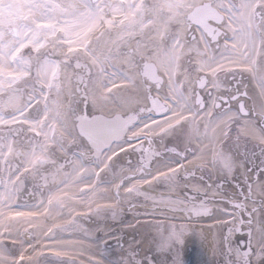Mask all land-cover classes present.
<instances>
[{"label":"snow or ice","instance_id":"snow-or-ice-1","mask_svg":"<svg viewBox=\"0 0 264 264\" xmlns=\"http://www.w3.org/2000/svg\"><path fill=\"white\" fill-rule=\"evenodd\" d=\"M255 117L264 132V0H0V264H103L73 240L110 256L114 226L109 264H182L192 233L251 264L254 229L264 264L234 168Z\"/></svg>","mask_w":264,"mask_h":264},{"label":"bare ground","instance_id":"bare-ground-1","mask_svg":"<svg viewBox=\"0 0 264 264\" xmlns=\"http://www.w3.org/2000/svg\"><path fill=\"white\" fill-rule=\"evenodd\" d=\"M247 82V81H246ZM248 88H249V95L251 97V99H249V108L252 107L253 101L256 102V104L260 103V97L258 96V89L252 84V83H248ZM259 124V117H255L254 119H252L251 121L247 122V127L250 130V135H252V137L257 141H261L262 143H264V140L262 139L264 137V132H261L260 128L258 127ZM234 157H235V164H234V168L236 171V177H238V173L241 172L240 171V166L237 164V161L239 160V156L237 154L234 153ZM121 161H123L125 158L122 156ZM132 159L133 161L136 160V157H134L132 155ZM203 159H207V157H204ZM237 160V161H236ZM166 164V161L164 159L162 160H158L155 165L154 168L151 170L153 173L157 172V171H164V166ZM211 167V166H210ZM250 168H245L246 172L249 171ZM127 169H123L122 172H126ZM256 170H255V174L250 177V179H247L246 177L242 180H238L236 178V181L240 184V186L243 188V195L248 197L247 201V209L249 211H251L253 208H258L260 210V214L264 215V173H260L259 175V179L256 178ZM199 175V174H198ZM250 185V187H249ZM143 188L145 191H153L154 189H151L148 187L147 183L144 182L143 183ZM248 189V191H247ZM250 189V190H249ZM102 191H107L108 195L110 197H112L111 200H104V201H100V203L103 204H111L115 202V197L113 195V190L112 188H108V189H101ZM231 194L236 195L237 197H239V193L237 192L236 189H231L230 190ZM121 195H125L124 190L121 189ZM127 198H135L134 195L132 196H127ZM219 199V197H218ZM151 205L146 203L145 207H150ZM227 206V205H225ZM138 209L142 210V207L139 206L137 207ZM243 215L244 219L247 220V215L243 212H237V215L235 217V219L238 221L240 216ZM125 216H126V220L131 222L132 221V214L130 212H125ZM235 216V215H234ZM256 213L253 212V217L255 218ZM143 218H141L142 220ZM115 227V231L114 232H110L107 236H104L103 233H101L100 235L103 236L104 239H106L108 241V249L111 250L112 255H105V256H101L99 251H97L94 242H90L86 239L83 240H76L74 239L73 242L77 243V244H83L84 247L88 248L91 252H94L96 255L97 259H100L103 261V264H109V262L113 259L118 258L119 256L123 255L124 250L120 248L119 243H118V236L119 233L121 231H123L125 233L124 235V240H125V248L128 246L127 241L130 238V230L123 228L122 226H114ZM195 227L197 228V231H199L201 225L200 224H196ZM245 228H247V225H245ZM144 229H140V233H143ZM252 243H253V247L255 248V260L257 259V253L259 248L262 245V240L260 235L258 234V232L254 229L253 230V234H252ZM137 242H139V235L137 237ZM188 244H193L194 249H195V254H194V258H196V260L200 263V264H210L211 261L215 260V254L216 251L214 249V245L212 244V242L210 241V238H207V233H205V238H202L201 236L192 233L189 234L183 244L182 249L187 248ZM133 246L135 247V243L133 244ZM141 247V255L147 254L146 250L149 247V242H148V238L145 237L143 243H141L140 245ZM25 258L29 257L32 255V253L30 251H26L24 253ZM61 255H63L65 258H72V259H84V257H81L78 255L76 250H70L67 252H63L61 253ZM149 255H151V253H149ZM47 262L48 264H56V261H54L51 257H47ZM235 259V257L233 258ZM41 264H44V261H41ZM85 264H87V261L85 260Z\"/></svg>","mask_w":264,"mask_h":264},{"label":"rangeland","instance_id":"rangeland-1","mask_svg":"<svg viewBox=\"0 0 264 264\" xmlns=\"http://www.w3.org/2000/svg\"><path fill=\"white\" fill-rule=\"evenodd\" d=\"M248 102H249V99L246 101L247 105L249 104ZM247 137H248V136H247ZM248 140H252V139L248 137ZM263 140H264V137H263ZM253 141H254V140H253ZM257 144H258V142H257ZM261 146H262V145H261ZM235 152L239 153L240 156L243 157V161H244L245 163H242V164H243L244 166H246V167L250 165L251 168H254V167H257V165L260 164V162H259V161H260V157H259V155L256 154L254 150H251V149L247 146L246 142H245V143H242L241 146H240L239 148H237ZM252 152H254L255 154H252ZM247 162H248L249 165L247 164ZM263 162H264V160H263ZM250 172H251V171H250ZM260 173H262V172H260ZM243 191H246V190H243ZM224 206H225V205H224ZM225 207H227V206H225ZM234 215H235V217H236L237 213L234 212ZM186 256L188 257L187 254H186ZM189 256H190V255H189ZM217 256H218L217 260L213 261L212 264H217V261L221 260V257H219L218 254H217ZM254 256H255V254H254V252H252V255H251L250 257H248V259L253 261V260H254V259H253ZM234 260H235V259H234ZM185 261L189 262V261H190V258L188 257ZM190 262H191V261H190ZM189 264H190V263H189ZM191 264H193V263L191 262ZM251 264H252V263H251Z\"/></svg>","mask_w":264,"mask_h":264}]
</instances>
